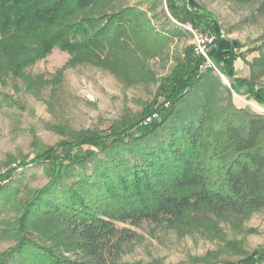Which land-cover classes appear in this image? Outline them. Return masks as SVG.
Wrapping results in <instances>:
<instances>
[{"label": "trees", "instance_id": "trees-1", "mask_svg": "<svg viewBox=\"0 0 264 264\" xmlns=\"http://www.w3.org/2000/svg\"><path fill=\"white\" fill-rule=\"evenodd\" d=\"M94 2L0 0V56L13 60L8 68L13 66L16 73L56 47L78 52L102 45L99 35L86 42L75 40L95 20L69 23L76 10ZM165 3L176 24L169 20L172 28L158 33L163 38L185 36L190 34L188 25L210 31L215 42L208 59L189 46L159 88L163 102L148 106L139 121L63 141L30 162L47 166L49 182L24 204L22 224L40 214L58 218L77 236L76 247L88 260L70 261L23 237L0 264H108L130 238L117 224L179 222L200 206L222 218L245 217L264 208V114L234 104L215 110L207 97L196 102L195 110L178 107L193 91L209 86V80L224 86L220 76L228 80L227 90L264 106V84L256 75L237 76L235 64L244 58L245 46L227 38L215 17L196 0ZM110 18L118 23L123 16ZM29 39L37 40L35 47ZM154 115L157 118L145 125ZM13 172L0 175V201L19 188L14 186ZM238 264H264V249Z\"/></svg>", "mask_w": 264, "mask_h": 264}, {"label": "rangeland", "instance_id": "rangeland-1", "mask_svg": "<svg viewBox=\"0 0 264 264\" xmlns=\"http://www.w3.org/2000/svg\"><path fill=\"white\" fill-rule=\"evenodd\" d=\"M196 2L215 17L227 38L245 46L244 58L235 64L237 76L256 75L264 84V0ZM125 10L129 15H123ZM119 13L120 22L110 18ZM89 19L95 22L75 40L99 35L104 43L93 49L68 52L56 47L16 73L13 66L8 68L13 60L0 56V175L14 171V186H19L0 201V263L23 237L70 261L88 260L76 247L77 236L58 218L40 214L22 224L24 204L49 182L47 166L30 162L63 141L139 121L148 106L163 102L161 84L194 44L191 34L163 38L158 33L172 28L169 20L175 23L165 0H95L76 10L69 23ZM35 43L28 40L32 47ZM220 79L224 86L209 80L179 109L195 110L196 102L207 97L215 110L234 104L264 114V106L227 90L228 80ZM117 226L130 238L108 264H238L264 249V208L245 217L222 218L200 206L179 222L158 219Z\"/></svg>", "mask_w": 264, "mask_h": 264}, {"label": "built area", "instance_id": "built-area-1", "mask_svg": "<svg viewBox=\"0 0 264 264\" xmlns=\"http://www.w3.org/2000/svg\"><path fill=\"white\" fill-rule=\"evenodd\" d=\"M185 29L191 34L194 40L195 53L208 59V52L214 45L215 37L210 33H204L199 30L193 29L190 25L186 26ZM224 78V77H223ZM157 115L146 119L145 125L149 124Z\"/></svg>", "mask_w": 264, "mask_h": 264}]
</instances>
